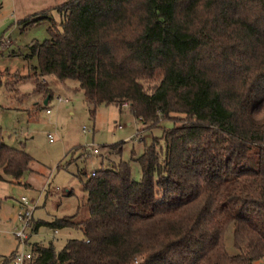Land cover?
Returning <instances> with one entry per match:
<instances>
[{
  "label": "trees",
  "instance_id": "obj_1",
  "mask_svg": "<svg viewBox=\"0 0 264 264\" xmlns=\"http://www.w3.org/2000/svg\"><path fill=\"white\" fill-rule=\"evenodd\" d=\"M56 12L59 23L45 13L21 23L48 22L47 39L28 46L35 91L43 77L73 81L90 116L125 105L147 129L171 126L133 160L138 181L124 162L91 172L84 220L32 222L33 231L71 229L81 239L58 251L27 243L26 264L264 258V0H66ZM29 162L0 131V183L18 184Z\"/></svg>",
  "mask_w": 264,
  "mask_h": 264
},
{
  "label": "rangeland",
  "instance_id": "obj_2",
  "mask_svg": "<svg viewBox=\"0 0 264 264\" xmlns=\"http://www.w3.org/2000/svg\"><path fill=\"white\" fill-rule=\"evenodd\" d=\"M65 1L0 0L1 138L6 146L30 158L28 171L18 184L9 180L0 183V264L3 257L29 251L27 245L21 248L13 236L20 227V198L30 209L31 223L69 217H73L72 222L82 221L87 217L82 184L90 173L124 162L131 179L138 181L139 167L133 160L152 137H160L162 130L171 126L162 122L147 129L132 118L125 105L120 111L112 105H99L90 116L73 81L59 82L47 76L37 80L40 89L34 90L30 77L36 60L28 57V46L47 39L48 22L21 23L42 13L59 23L56 7ZM46 90L49 99L44 96ZM30 231L31 227L24 231L30 236L28 244L50 243L54 251L60 250L66 239H81L80 232L71 229L56 230L54 234L44 227ZM223 244L228 255L237 253L231 227L224 233ZM253 264H264V258Z\"/></svg>",
  "mask_w": 264,
  "mask_h": 264
},
{
  "label": "built area",
  "instance_id": "obj_3",
  "mask_svg": "<svg viewBox=\"0 0 264 264\" xmlns=\"http://www.w3.org/2000/svg\"><path fill=\"white\" fill-rule=\"evenodd\" d=\"M63 102H66V100H63ZM48 112L49 111L47 109H45L44 113L48 114ZM48 142H50V140H48ZM92 154H96V150H92ZM90 175L92 176L93 173H90ZM18 204L20 206H22L23 209H21V213L18 215L20 227L16 232H14L13 236L15 237L18 244L22 248L24 245H27L28 239L30 237L29 235H26L24 231H25V229H28L31 227V221H30V213L31 212H30V209L25 207V200L23 198H20ZM31 230H32V228H31ZM32 231H30V232H32ZM54 233L55 232H53V234ZM29 259H30V252L29 251L26 253H23L22 251H20L19 253L15 252V253H12L8 264H26Z\"/></svg>",
  "mask_w": 264,
  "mask_h": 264
},
{
  "label": "crops",
  "instance_id": "obj_4",
  "mask_svg": "<svg viewBox=\"0 0 264 264\" xmlns=\"http://www.w3.org/2000/svg\"><path fill=\"white\" fill-rule=\"evenodd\" d=\"M46 103V100H45V102H44V104Z\"/></svg>",
  "mask_w": 264,
  "mask_h": 264
}]
</instances>
